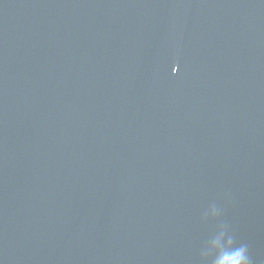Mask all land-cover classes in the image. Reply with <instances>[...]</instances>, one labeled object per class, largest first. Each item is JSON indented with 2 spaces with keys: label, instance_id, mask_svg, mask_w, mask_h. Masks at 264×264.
<instances>
[{
  "label": "water",
  "instance_id": "1",
  "mask_svg": "<svg viewBox=\"0 0 264 264\" xmlns=\"http://www.w3.org/2000/svg\"><path fill=\"white\" fill-rule=\"evenodd\" d=\"M264 264V0H0V264Z\"/></svg>",
  "mask_w": 264,
  "mask_h": 264
},
{
  "label": "clouds",
  "instance_id": "2",
  "mask_svg": "<svg viewBox=\"0 0 264 264\" xmlns=\"http://www.w3.org/2000/svg\"><path fill=\"white\" fill-rule=\"evenodd\" d=\"M236 264H249V259L243 248L238 249L235 253Z\"/></svg>",
  "mask_w": 264,
  "mask_h": 264
}]
</instances>
